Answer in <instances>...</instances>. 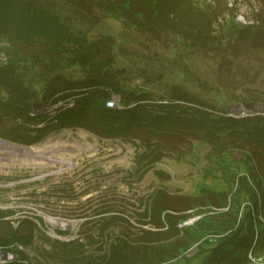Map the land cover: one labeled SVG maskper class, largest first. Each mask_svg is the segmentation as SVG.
Segmentation results:
<instances>
[{
    "label": "rangeland",
    "instance_id": "rangeland-1",
    "mask_svg": "<svg viewBox=\"0 0 264 264\" xmlns=\"http://www.w3.org/2000/svg\"><path fill=\"white\" fill-rule=\"evenodd\" d=\"M173 1L169 0V3ZM39 2L53 10L65 8L67 25L74 31L78 29L90 40L107 39L111 57L108 71L112 78L120 87L133 93H148L149 98L145 99L148 106L168 104L174 91L186 92L218 107V103L227 100L224 94L233 91L230 88L225 92L219 88L218 60L215 51L208 46L198 48L185 38L170 33L160 34V39H154L106 12L99 6L102 0H80L78 4L63 3L62 0ZM188 2L196 7L192 8V13L197 17L188 14L190 20H198L200 9L208 11L211 30L223 47L231 34L235 35L231 31L241 32V36L249 34L248 39L259 35L258 49L243 54L231 73L242 75L243 86L252 95L264 93V0H184L183 3ZM171 7L168 9L172 10ZM7 46L8 42L0 37V63L8 58L4 51ZM31 46L16 48L29 52L36 48V45ZM248 46L242 41L237 50L244 52ZM56 66L61 68L56 73L68 81H80L85 77V72L76 65L67 68L60 63L52 67ZM50 67L44 62L26 76L33 75V80H37L36 75L47 72ZM97 89L107 95L104 100L106 108H111L107 104L109 100L119 106L113 108H123V97L119 92L106 84ZM71 97L66 106L76 105L79 96ZM37 103L32 108H40ZM64 104L55 103L51 108L55 110ZM135 104L133 102L130 106ZM262 110L260 103L251 112L240 104H234L227 108L226 114L243 117L250 113L261 114ZM208 111L219 112L210 107ZM28 113L30 115V111ZM54 114L56 118L51 119V126L59 121V113ZM30 127L38 125L31 124ZM189 138V142L176 146L172 142L162 144L164 156L154 162H151L150 149L136 137H104L83 127L53 130L38 144L25 145L29 147L25 150L42 149L35 157L25 155L17 147L14 151L18 152L11 154L6 152L9 150L0 148V210L13 211L0 219V233L6 232L5 221L15 229L19 227L20 234L32 232V242L23 247L22 252L36 264H86L89 259L100 260L104 248L114 236L124 237L129 232L131 239L138 240L146 237L140 229L157 230L150 224L139 223L149 220V217H144V210L157 190L176 197L199 195L202 188L223 190L230 200V191H237L240 187V184L233 183L231 167L243 165V159H246L243 153L251 151L252 147L231 140L227 143V150L222 149L218 153L202 139ZM246 201L240 198L239 212L246 206ZM236 204L238 206V202ZM198 207L203 211L199 216L195 214ZM213 207L197 206L187 211L191 213L188 218H196L188 229L195 227L203 216L212 222L222 219L220 214L227 213L229 206ZM212 213L218 214L211 217ZM49 217L60 221H52ZM178 225L177 228L181 229ZM170 240L143 243L153 242L156 247H165V242ZM197 251L196 245L182 250L181 255L186 257L183 264H199L202 258L196 255ZM251 256L261 258V264H264V243L257 244L256 250H249L248 262L244 263L259 264L249 259Z\"/></svg>",
    "mask_w": 264,
    "mask_h": 264
},
{
    "label": "trees",
    "instance_id": "trees-1",
    "mask_svg": "<svg viewBox=\"0 0 264 264\" xmlns=\"http://www.w3.org/2000/svg\"><path fill=\"white\" fill-rule=\"evenodd\" d=\"M66 1L78 4L80 0H62L63 3ZM183 2L102 0L99 6L116 19L154 39H160V34L170 33L185 38L198 48L208 46L215 51L219 88L225 92L233 89L230 94H224L227 100L218 103V107L208 105L186 92L174 91L168 104L148 106L145 102L149 98L148 93H133L120 87L112 78L108 71L111 57L107 39L90 40L78 29L74 31L66 23L68 17L65 8L62 7V11L53 10L39 0H0V37L9 44L4 47L8 58L0 63V138L22 145H34L53 130L83 127L104 137H136L142 140L143 145L151 151V162L164 156L162 144L172 142L174 146L180 145L189 142L191 136L192 139L209 143L218 153L222 149L226 151L227 143L231 140L252 147L251 151L243 153L246 158L243 165L231 167L233 183L240 184V187L237 191H230V200L223 190L202 188L199 195L180 197L157 190L144 210V217H149V220L139 222L142 225L150 224L157 230L140 229L146 237L138 240L131 239L129 232L124 237L114 236L104 248L100 260L89 259L86 264H183L186 257L180 252L194 245L198 246L196 255L202 258L199 264H244L248 262L249 250H256L257 244L264 243V93L252 95L243 86L242 75L231 73L243 54L258 49L259 35L248 39L249 34L241 36V32L231 31L235 35L231 34L223 47L211 30L208 11L202 8L196 11L200 19L190 20L188 14L194 15L192 8L196 7L191 4L193 1ZM170 6H173L172 10L168 9ZM242 41L249 45L244 52L237 50V45ZM31 45H36V48L29 52L16 48H32ZM44 62L51 67L45 73L39 72L37 80H33V75L26 76ZM60 63L67 68L74 65L80 67L85 77L80 81L64 79L56 73L61 68L52 67ZM104 84L123 97L122 109L104 106L107 95L97 89ZM74 95L79 96L76 105L69 110H60L55 126H51L49 114L28 115L34 103L38 102L40 106L49 99L55 102ZM133 102L136 104L130 106ZM259 103L263 106L261 114L250 113L243 117L226 114L231 105L240 104L251 112ZM208 107L219 112L208 111ZM39 123L44 124L38 128L30 127ZM241 197L247 201L239 212ZM205 205L217 209L226 205L229 207L227 213L220 214L222 219L214 220L216 224L203 216L192 229H188V226L177 228V224L191 216L187 211ZM197 209L198 213L195 214L199 216L203 211L199 207ZM12 213V210H0V219ZM215 214L218 213L210 215L215 217ZM5 223L6 232L0 233V247L13 252L15 258L3 264H36L16 248L17 243L22 249L27 247L32 242V232L23 235L19 227L15 229L9 222ZM156 240L170 241L165 242V247H156L153 242L143 243Z\"/></svg>",
    "mask_w": 264,
    "mask_h": 264
},
{
    "label": "built area",
    "instance_id": "built-area-1",
    "mask_svg": "<svg viewBox=\"0 0 264 264\" xmlns=\"http://www.w3.org/2000/svg\"><path fill=\"white\" fill-rule=\"evenodd\" d=\"M71 98H73V97L69 96V97H66V98L57 99L55 102L54 101H49L48 103H49L50 106H47L48 103H46L44 105H40V108L39 107H36V108H32L31 107L32 109L30 108L31 110H29L30 111V115L29 116L30 117H35V116H37L40 113H43V114L46 113V114H49V119H50V121L52 123V120L51 119L56 118V115L54 114L55 112L56 113H59L60 110H65L68 107H73V104H70V105L66 106L69 102H71ZM72 102H74V101H72ZM108 102L109 103H107V104L109 106H111V108H113L115 106V103L113 101H110L109 100ZM55 103L56 104L57 103H60V104L61 103H65V104H64V107L61 106V105H59V107L57 109L53 110L51 107ZM115 107L116 108H119V106H115ZM34 109L35 110L37 109V110L35 111ZM243 114H244V111H243ZM43 124L44 123L37 124V125H38V127H42ZM38 127H36V128H38ZM195 219L196 218H188V219H185L184 221H182L181 223H179L178 226H179V228H184V227L190 226V225L193 224V222H194ZM16 248L22 250V247L19 246V245H17ZM4 252L6 253L5 255L3 254ZM14 258H15V254L13 252H10L9 250H5V249H3V248L0 247V264L6 263L8 261H12V260H14ZM249 259H251L254 263H259V264H261V260H262L261 258H254L252 256Z\"/></svg>",
    "mask_w": 264,
    "mask_h": 264
},
{
    "label": "bare ground",
    "instance_id": "bare-ground-1",
    "mask_svg": "<svg viewBox=\"0 0 264 264\" xmlns=\"http://www.w3.org/2000/svg\"><path fill=\"white\" fill-rule=\"evenodd\" d=\"M14 147H17V148H19L18 146H15L14 144H10V143H6V142H2V141H0V148L1 149H7V150H9V151H6L8 154H11V153H13V152H18V151H14ZM22 149V148H21ZM23 151H21V152H23L25 155H29V157H35V155L36 156H38L41 152L40 151H42V149L41 150H33V151H30V150H25V149H22ZM36 151V152H35ZM43 151H46V150H43ZM0 162H1V160H0ZM3 167V166H2ZM49 219L50 220H54V221H60V219L59 218H51V217H49ZM70 222H75V220H69Z\"/></svg>",
    "mask_w": 264,
    "mask_h": 264
},
{
    "label": "water",
    "instance_id": "water-1",
    "mask_svg": "<svg viewBox=\"0 0 264 264\" xmlns=\"http://www.w3.org/2000/svg\"><path fill=\"white\" fill-rule=\"evenodd\" d=\"M0 141L2 142H6V143H10V144H14L15 146H18L19 147V150L22 148V149H28L29 147L28 146H25V145H22V144H19V143H14L12 141H9V140H6V139H2L0 138ZM4 255L6 254L5 252L3 253Z\"/></svg>",
    "mask_w": 264,
    "mask_h": 264
}]
</instances>
